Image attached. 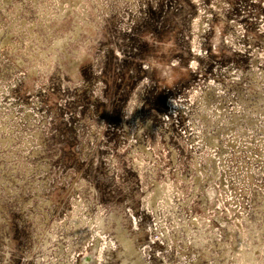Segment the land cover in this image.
<instances>
[{
	"label": "rangeland",
	"instance_id": "1",
	"mask_svg": "<svg viewBox=\"0 0 264 264\" xmlns=\"http://www.w3.org/2000/svg\"><path fill=\"white\" fill-rule=\"evenodd\" d=\"M0 264H264V0H0Z\"/></svg>",
	"mask_w": 264,
	"mask_h": 264
}]
</instances>
